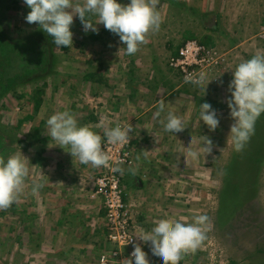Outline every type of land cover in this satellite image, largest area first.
<instances>
[{"label": "rangeland", "instance_id": "rangeland-1", "mask_svg": "<svg viewBox=\"0 0 264 264\" xmlns=\"http://www.w3.org/2000/svg\"><path fill=\"white\" fill-rule=\"evenodd\" d=\"M155 7L159 29L150 30L128 55L102 23L98 32L85 33L75 14L73 45L57 47L37 24L26 22L30 9L24 0H0L4 38L35 37L49 49L44 73L16 77L0 94L3 157L21 150L30 168L16 202L0 209V264H97L102 221L91 196L92 168L48 135V117L65 109L96 132L118 119L133 126L135 163L125 175L141 229L150 230L159 219L191 222L193 215L207 214L206 239L182 254L179 264H264V113L245 148L236 152L228 137L233 120L226 103L232 69L264 52V0H156ZM207 35L208 47L226 54L209 71L213 80L204 92L180 79L169 59L186 41L201 43ZM87 72H95V79L84 78ZM161 101L165 108L158 116ZM205 101L220 117L215 131L200 121L199 105ZM169 111L184 120L183 131L164 130ZM203 135L213 141L212 153L185 159L188 148L200 151ZM235 153L244 168L238 180L244 188L229 198L233 179L226 169ZM256 157L262 163L253 168L252 183L246 168ZM33 180L43 183L36 193ZM145 253L149 264H160L149 244Z\"/></svg>", "mask_w": 264, "mask_h": 264}, {"label": "clouds", "instance_id": "clouds-1", "mask_svg": "<svg viewBox=\"0 0 264 264\" xmlns=\"http://www.w3.org/2000/svg\"><path fill=\"white\" fill-rule=\"evenodd\" d=\"M30 9L24 19L29 24H37L46 34L52 37L57 47L73 45L74 14L81 20L85 33L98 32L97 24L103 26L119 37L128 55L134 54L146 34L158 30L161 17L156 10V0H84L74 3L73 0H24ZM90 17H96L94 22ZM232 79L228 84L230 95L226 98L229 115L233 120L228 137L234 151H242L255 131L258 117L264 113V52H257L246 60L238 63L232 69ZM215 78V77H214ZM185 82L192 83L197 88H203L213 80L204 71L188 73ZM70 103V101H69ZM165 108L163 101L159 104L157 115ZM200 121L215 131L220 124L217 110L211 103L205 101L199 105ZM46 124L48 135L57 143L54 145L69 146L73 158L81 164H91L93 167L109 166L110 156L102 147V136L88 125L79 124L70 109L56 111L51 114ZM184 120L169 111L164 122V130L179 133L185 128ZM132 126H105L103 136L113 144L126 143L131 138ZM213 141L206 135L202 136L200 151L188 148L185 159L196 160L200 152L211 154ZM29 159L21 150L0 156V209L13 205L24 189L30 175ZM115 171H122L119 163L114 165ZM43 187L42 182L33 180L31 192L36 193ZM186 218H164L154 222L150 230L140 229L136 237L149 244L152 254L160 264H179L182 254L195 251L206 239L209 218L207 214H196L191 222ZM124 264H149L141 244L133 245L129 258Z\"/></svg>", "mask_w": 264, "mask_h": 264}, {"label": "built area", "instance_id": "built-area-1", "mask_svg": "<svg viewBox=\"0 0 264 264\" xmlns=\"http://www.w3.org/2000/svg\"><path fill=\"white\" fill-rule=\"evenodd\" d=\"M215 49L199 43L197 40L186 41L176 55L169 59L170 67L184 80L188 73L204 71L207 74L217 64ZM130 125L118 119L111 126ZM132 126V125H131ZM132 126L131 138L126 143L113 144L103 136V129L97 131L102 136V147L109 154V166L92 168V196L100 199L102 233L99 239L97 264H124L133 250V245L141 244L143 250L146 244L135 235L141 229L139 215L134 211L130 201L125 171L135 163V139ZM119 163L122 171H115L114 165Z\"/></svg>", "mask_w": 264, "mask_h": 264}, {"label": "trees", "instance_id": "trees-1", "mask_svg": "<svg viewBox=\"0 0 264 264\" xmlns=\"http://www.w3.org/2000/svg\"><path fill=\"white\" fill-rule=\"evenodd\" d=\"M191 37H194V35H191ZM207 40L201 41V43L208 46L209 42H206L209 40V35L206 37ZM49 57V49L46 43L41 40L30 37L26 40L19 41V42H12L10 40H6L4 38V33L0 27V67L3 68L2 71H0V94L3 91H6L13 85V83L16 81V77H22L24 75H29L34 72H45L47 70V61ZM16 64V66H15ZM20 67L25 68L24 72H20ZM11 70V71H8ZM6 72H10L8 76L3 78L5 76ZM96 73L95 72H87L84 75V78L86 79H95ZM39 99L37 101V104L39 103ZM4 134L3 130L0 128V156L5 155L4 152H2V148L4 147ZM237 153H235L233 161L230 163L226 171H231V176L228 178L231 181L232 185H229L230 187V195L229 198L232 195H237L242 190L241 188H244L242 184L238 183L239 177L241 178V175L244 171H242V166L239 165V162L237 160ZM251 154V153H250ZM262 163V158H255L254 161L249 159L248 160V167L246 168L248 171L247 174H250L253 178L252 183H254V167L256 166L258 169ZM241 167V170H240ZM253 171V172H252ZM241 189V190H240ZM252 190V189H251ZM234 194H233V193ZM243 192V191H242ZM224 199V198H223ZM221 198V206H225V200ZM229 202V199L228 201Z\"/></svg>", "mask_w": 264, "mask_h": 264}, {"label": "crops", "instance_id": "crops-1", "mask_svg": "<svg viewBox=\"0 0 264 264\" xmlns=\"http://www.w3.org/2000/svg\"><path fill=\"white\" fill-rule=\"evenodd\" d=\"M231 39H233L232 37H231ZM217 52V51H216ZM228 53H231V52H229V51H227ZM221 53H223V54H226V53H224V52H221V51H218L217 52V60L219 59V57L218 56H220V57H223V55H221ZM248 58V57H247ZM216 67H218L219 65L217 64V65H215ZM214 66V67H215ZM214 69V68H213ZM212 69V70H213ZM92 171V170H91ZM91 188L93 189L94 188V185L93 186H91ZM91 192H93V190L91 191ZM92 196V195H91ZM92 198H94L93 199V202L98 206V212L100 213V217H101V213H102V211L99 209L100 208V204H101V201H100V199H97L96 197H93L92 196ZM97 257V256H96Z\"/></svg>", "mask_w": 264, "mask_h": 264}]
</instances>
